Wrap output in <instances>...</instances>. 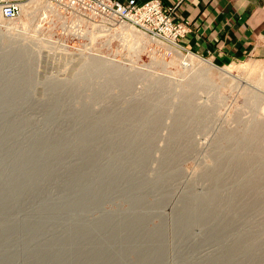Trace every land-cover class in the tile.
<instances>
[{
  "label": "rangeland",
  "instance_id": "rangeland-1",
  "mask_svg": "<svg viewBox=\"0 0 264 264\" xmlns=\"http://www.w3.org/2000/svg\"><path fill=\"white\" fill-rule=\"evenodd\" d=\"M24 4V13L15 19L0 13V91L11 87L17 90L8 93L11 96L5 100L0 98V175H6L0 179L5 178L0 181V194L6 195H0V264H264L261 238H257L254 250L250 247L242 251L247 234L260 231L259 225L264 221V135L253 133L264 129V57L219 60L192 51L182 43V37L176 47L153 27L150 31L113 15L67 11L57 5L50 7L45 0H26ZM166 9L173 17L172 8ZM21 46L27 52L19 61L15 49ZM182 55H195L197 59L184 65ZM94 61L120 70L94 71ZM83 100L90 102H85L89 107L80 111ZM183 105L191 106L190 112L185 111V119L179 116ZM139 109L147 116L140 122L134 117ZM155 118L161 122L153 131L148 123ZM176 119L182 120V131H188L176 135L178 139L173 134L180 124ZM94 124L100 132L92 131ZM37 136L50 139L47 143L52 142L51 149L59 151L62 147L64 153L52 150L55 157L58 155L55 160L49 155L50 147L49 152L45 149L50 144L46 143V147L40 146H44L45 151L40 152H45V158L40 153L42 157L39 154L36 162L31 161L26 151ZM86 137L93 142L88 143L87 150L70 148L71 142ZM147 137L153 140L147 142ZM61 141H66L62 144L65 148L59 144ZM91 151L95 156L88 162L86 154ZM141 152L149 154L148 159L133 158ZM124 153L130 154L124 158L126 161L116 159ZM234 153L245 155L246 171L240 179L235 171H228L220 186L226 198L203 215H194L195 208L200 210L212 195L214 185L203 175L216 165L215 156ZM165 154L180 157L169 163L162 161ZM13 160H18L16 166ZM111 160L114 163L109 166ZM34 163L37 170L46 163L42 167H46V172L30 173ZM97 163L101 164L95 166ZM106 168L113 175L123 172L118 188L104 183L107 174L111 176ZM6 172L13 174L10 177ZM18 174H23L24 179ZM7 175L16 187L10 186ZM27 175L31 178L28 182ZM32 176L41 182L36 184ZM92 177L97 179L91 180ZM243 177L244 194L236 197ZM250 179H256V183L248 182ZM97 180L98 186L101 182L103 187L111 185L112 189L103 190L101 185L100 189ZM134 181L145 183L144 191L129 187L135 186ZM87 183L93 186L90 188ZM254 185H259L258 193L252 188ZM7 187L11 189H4ZM80 194L89 199L81 195L82 200ZM232 199L238 202L235 213L228 207ZM254 202L261 204L251 208L250 203ZM136 214L145 217L140 221ZM134 218L141 223L136 225ZM79 230L81 237H77ZM5 231L8 233L4 236ZM259 233H255L257 237ZM35 234L37 240H33ZM100 255L105 259L101 260Z\"/></svg>",
  "mask_w": 264,
  "mask_h": 264
},
{
  "label": "bare ground",
  "instance_id": "bare-ground-1",
  "mask_svg": "<svg viewBox=\"0 0 264 264\" xmlns=\"http://www.w3.org/2000/svg\"><path fill=\"white\" fill-rule=\"evenodd\" d=\"M24 3H25V2L22 3V11H21V14H23V13H24V10L26 9V4H24ZM45 3H47L48 5H50V3H49L48 1H46V0H45ZM24 6H25V7H24ZM50 7H52V6L50 5ZM0 13H1V12H0ZM1 15H2V14H1ZM2 16H3V15H2ZM3 17H4V16H3ZM173 46L178 47V45H176V44H175V45L173 44ZM30 48H31V47H30ZM26 49H27V48H26ZM26 49H25L24 47H22V46H21L20 48H18V49H15V50H16L15 52H16V55H17V56H16V59H17V60L19 59V61H20L21 55H22V54H25V53L27 52ZM172 49H173V48H172ZM174 50H175L176 55H177V56H180V52H179L177 49H175V48H174ZM9 54H11V53H9ZM189 55H190V54H189ZM182 56H183V55H182ZM12 57H13V56H12ZM12 57H11L10 59H12ZM195 57H196L195 55H193V56H186V55H185V57L183 56V60H184V61H183V64H184V65H188L189 63H194V60L197 59V58H195ZM8 58H9V57H8ZM16 59H13V60H16ZM22 59H23V58H22ZM6 60H7V59H6ZM26 60H27V59H26ZM96 60H97V59H96ZM100 61H101V60H100ZM100 61H94V62H96V63L93 62L92 65H93V67H94V71H106V70H109V72H111L112 70H115V69H114V66H109L108 63H107V65H106V63H104V62H100ZM197 62H198V61H197ZM195 64H196V62H195ZM198 64H199V63H198ZM31 65H32V64H31ZM27 66H28V65H27ZM28 67H29V66H28ZM115 67H116V66H115ZM192 67H193V66H192ZM112 68H113V69H112ZM34 69H35V68H34ZM34 69H33V70H34ZM118 69L120 70L119 67H117V71H118ZM28 70L30 71V70H32V68L29 67ZM110 70H111V71H110ZM90 71H91V70H90ZM115 71H116V70H115ZM115 71H114V72H115ZM117 71H116V72H117ZM33 72H34V71H33ZM107 72H108V71H107ZM109 72H108V73H109ZM112 73H113V72H112ZM151 73H152V72H151ZM26 74H27V73H26ZM115 74H117V73H115ZM27 75H28V76H31V75H29V73H28ZM87 77H88V76H87ZM103 77H104V76H103ZM29 78H30V77H29ZM112 78H113V77H112ZM117 79H118V78H117ZM124 79H125V78H124ZM136 79H137V78H136ZM18 80H19V79H18ZM18 80H17V81H18ZM22 80H23V79H22ZM107 81H109V80L107 79ZM132 81H133V80H132ZM88 82H89V81H88ZM28 83H29V82H28ZM93 83H94V82H93ZM160 83H162V82H160ZM16 84H17V83H16ZM18 84H21V83H18ZM53 84H54V83H53ZM61 84H62V83H61ZM65 84H66V83H65ZM95 84H96V83H95ZM15 86H16V85H15ZM15 86H13V88H14ZM17 86H19V85H17ZM127 86H128V85H127ZM132 86H133V85H132ZM94 87H95V86H94ZM15 88H16V87H15ZM15 88L12 89V87H11V89H8V90H5V91L2 89L3 91H0V92L2 93V95H0V98H2L3 100L7 99L8 97L11 96V95H8V93L17 92V90H15ZM94 90H95V89H94ZM132 91H133V90H132ZM21 92H22V91H21ZM77 92H78V91H77ZM13 94H14V93H13ZM77 95H78V94H77ZM93 97H94V96H93ZM188 97H189V96H188ZM188 97H187V98H188ZM77 98H78V97H77ZM90 98H91V97H90ZM12 99H13V98H12ZM83 99H84V98H83ZM89 100H90V99H89ZM96 100H97V99H96ZM8 101H9V100H8ZM79 101H81V100L79 99ZM188 101L190 102L191 100L188 99V100H187V103H189ZM5 102H6V101H5ZM75 102H76V101H75ZM85 102H86V101H85ZM85 102H84V100H83V103H82L83 106H81V107L79 108L80 111H81V109H83V110L85 109V110H86V107H89V105H87V106L85 105ZM87 102H89V101H87ZM87 102H86V104H88ZM185 102H186V101H185ZM79 103H80V102H79ZM89 103H90V102H89ZM190 104H191V103H190ZM188 105H189V104H188ZM90 106H91V105H90ZM183 106H184V105H183ZM183 106H182L181 108H183ZM144 107H145V105H144ZM144 107H142V108H144ZM61 108H62V107H61ZM190 108H191V106H184L183 110L181 109V111H183L184 113L182 112L179 116L184 118V116H186V114H187L186 112H190V110H191ZM193 108H194V107H193ZM77 109H78V108H77ZM135 109H136V108H135ZM137 109H138V108H137ZM137 109H136V110H137ZM152 109H154V108H152ZM155 109H156V108H155ZM133 110H134V109H133ZM156 110H157V109H156ZM178 110H179V109H178ZM185 111H186V112H185ZM83 112H85V111H83ZM83 112H82V113H83ZM144 112H145V111H144ZM160 113H161V112H160ZM188 114H189V113H188ZM159 115H160V114H159ZM161 115H162V114H161ZM176 115H177V114H176ZM195 115H196V113H195ZM199 115H200V114H199ZM199 115H197L196 119L199 118ZM84 116H85V115H84ZM200 116H201V115H200ZM107 117H109V116H107ZM134 117H136L137 120H138V122H140V120H142V119L144 120L147 116H145V114H144L143 112H141L140 109H139V111L136 112V114H135ZM97 118H98V117H97ZM159 118H160V117H159ZM201 118H202V117H201ZM77 119H78V118H77ZM155 119H156V120L151 121V122L149 121V123H148V124L150 125V127H151V126L153 127V128H151V130L153 129V131H154V128H155L157 125H159L160 122H161V121H159V119H157V118H155ZM184 119H185V118H184ZM78 120H79V119H78ZM99 120H100V119H99ZM118 120H119V119H117V121H118ZM125 120H126V119H125ZM132 120H133V119H132ZM160 120H161V119H160ZM176 120H177V119H176ZM178 120H180V118H178ZM178 120H177V121H178ZM102 121H103V120H102ZM112 121H113V120H112ZM121 121H122V120H121ZM121 121H120V123H122ZM133 121H135V120H133ZM177 121H176V122H177ZM256 121H257V120H256ZM178 122H180V121H178ZM181 122H182V120H181ZM181 122H180L179 125H176V126H177V127H176V130H174L175 133L173 132V134H175V135H174L175 137H177L176 135L183 134V133H184V134H187V132H188V131H184V132L182 131V129H181V127H180V125L182 124ZM95 123H96V122H95ZM110 123H111V122H110ZM143 123H144V122H143ZM100 124H102V122H101ZM103 124H104V122H103ZM117 124H118V123H117ZM130 124H131V123H130ZM138 124H139V123H138ZM177 124H178V123H177ZM94 125H95V124H94ZM94 125H93V126H94ZM96 125L99 126V123H97ZM96 125H95V127H96ZM143 125H144V124H143ZM250 126H251V125H250ZM99 127H100V126H99ZM148 127H149V126H148ZM157 127H158V126H157ZM261 127H262V126H261ZM261 127H260V128H261ZM96 129L98 130V129H100V128H97V127H96V128L93 129L92 131L94 132V130H95V132H96V131H97ZM149 129H150V128H149ZM174 129H175V128H174ZM255 129H256V128H255ZM258 129H259V128H258ZM256 130H257V129H256ZM256 130H254L253 133H255V134H260V133H261V134H262V132H263V135H264V129H263V131H261V129H259L261 132L256 131ZM98 131H99V130H98ZM98 131H97V132H98ZM153 131H152V132H153ZM83 132H84V131H83ZM93 132H92V133H93ZM97 132H96V133H97ZM99 132H100V131H99ZM143 132H144V131H143ZM89 133H90V131H89ZM92 133H91V135H92ZM124 133H125V132H124ZM150 133H151V132H150ZM153 133H154V132H153ZM140 134H141V133H140ZM140 134H139V135H140ZM145 134H146V132H145ZM151 134H152V133H151ZM252 135H253V134H252ZM263 135H262V136H263ZM78 136H79V135H78ZM85 136H86V135H85ZM85 136H84V137H85ZM146 136H147V135H146ZM179 136H180V135H179ZM40 137H41V136H40ZM81 137H82V136H81ZM81 137H79V138H81ZM88 137H89V136H88ZM88 137H86V138H82L81 140L78 139V142H74V141H73V143H72V142L70 141V142H71V145L69 144V145H70V148H71V149H74L75 151H78V152H79V151H83V150L85 149V147H86V148L89 147V146H88V143H93V142H91L92 140H89ZM134 137H135V136H134ZM175 137H173V138H175ZM181 137H182V136H181ZM256 137H257V136H256ZM66 138H67V137H66ZM71 138H72V137H71ZM87 138H88V139H87ZM99 138H100V137H99ZM144 138H145V137H143V138H139V140L142 141V139H144ZM179 138H180V137H179ZM259 138H260V137H259ZM259 138H258V139H259ZM44 139H45L44 137H43V138H42V137L39 138V136L33 138L34 141L32 140L33 143L31 142L33 146H29V147H31V148H29V147L27 148V150L29 149V151H26V152L31 154V155H30V154H27L28 156H30V157L32 158V159H30L31 161H35V162H36L37 158L39 157V154L41 153L40 150L45 151V150H43V149H44V146H45L44 144H46L47 141H50V139H48L47 141H46L47 138H46L45 140H44ZM64 139H65V138L63 137V139H61V140H64ZM72 139H73V138H72ZM95 139H96V138H95ZM95 139H94V141H97V140H98V139H96V140H95ZM175 139H176V138H175ZM177 139H178V137H177ZM222 139H225V140L227 139V140H229L228 137H226V138L224 137V138H222ZM222 139H221V140H222ZM260 139H261V138H260ZM54 140H55V139H54ZM70 140H71V139H70ZM73 140H74V139H73ZM134 140H135V139H134ZM137 140H138V138H137ZM139 140L137 141L138 143H139ZM146 140H147V142H151V141L153 140V137H147ZM13 141H14V140H13ZM15 141H16V140H15ZM56 141H58V140H56ZM76 141H77V137H76ZM175 141H176V140H175ZM177 141H178V140H177ZM59 142H60V140H59ZM63 142H66V141H63ZM63 142L61 141V143H59V144L62 145ZM68 142H69V141H68ZM97 142H98V141H97ZM49 143H50V144H49ZM51 143H52V142H48L47 144H49V146H47V148H45V149H48V147H50ZM53 143H54V142H53ZM98 143H99V142H98ZM135 143H136V142H135ZM47 144H46V145H47ZM59 144H58V146H59V147H58V150H59V148H60V145H59ZM65 144H66V143H65ZM67 144H68V143H67ZM42 145H44V146L42 147L43 149H40V146H42ZM92 145H93V144H92ZM94 145L96 146V144H94ZM97 145H98V144H97ZM138 145H139V144H138ZM140 145H141V144H140ZM140 145H139V147H140L141 149L139 148V150H143L142 147H141ZM62 146L64 147V145H62ZM66 146H68V145H66ZM123 146H124V145H123ZM123 146H122V147H123ZM45 147H46V146H45ZM107 147H108V146H107ZM127 147H128V146H127ZM132 147H133V146H132ZM134 147H135V146H134ZM180 147H181V146H180ZM64 148H65V147H64ZM66 148H68V147H66ZM93 148H94V147H93ZM125 148H126V147H125ZM143 148H144V147H143ZM147 148H148V147H147ZM151 148H152V147H151ZM61 149H62V147L60 148V150H61ZM68 149H69V148H68ZM71 149H69V151H70ZM120 149H122V148H120ZM130 149H131V148H130ZM50 150H51V151H52V150L55 151L56 148L51 149V147H50ZM50 150L48 149V152H49ZM60 150H59V151H55V153H56V154H59L61 151H62V153H64V152H63L64 150H61V151H60ZM85 150H87V149H85ZM85 150H84V151H85ZM92 150H93V149H92ZM94 150H95V149H94ZM94 150H93V151H94ZM144 150H146V149L144 148ZM172 150H173V149H172ZM46 151H47V150H46ZM66 151L68 152V150H66ZM93 151H91V153H90L89 155H88V153L86 152V153H87V154H86V157H87V159H88V162L91 161V159H94L93 157L95 156V154L93 153ZM48 152H47V154H48ZM57 152H59V153H57ZM42 153H43V152H42ZM42 153H41V154H42ZM44 153H45V152H44ZM44 153H43V158H45V157H44V155H45ZM50 153H51V154H50ZM50 153H49V155H51L52 158L55 157L54 154H53V153H54L53 151L50 152ZM24 154L26 155V153H24ZM41 154H40V156H41ZM47 154H46V155H47ZM97 154H98V153H96V155H97ZM128 154H129V153H128ZM128 154H127V153H126V154H125V153H124V154H121V156H117L116 159H117V160H120V159H124V158H126V157H129L130 154H129V155H128ZM134 154H135V153H134ZM27 155H26V156H27ZM49 155H47L48 158H49ZM87 155H88V156H87ZM147 155H149V154L141 152V153L135 154V156H133V155H132V156H133V158H135L136 160H141V159H142V160H146V159H148V156H147ZM57 156H58V155H57ZM57 156H56V157H57ZM61 156H62V155H61ZM61 156H60V158H61ZM99 156H100V155H99ZM244 156H245V155H242L241 153H234V154H230V155H227V154H220V155H216V156H215V157H216V165L214 164L215 166H214L213 168L210 166L211 169H209L208 171L206 170L205 175H203V176H205L206 178H208V180L210 181V183H212V185H214V189H213V191H212V195H211V196L209 195L208 199L206 198L208 195L204 198V200L207 199V200H206V202H207L206 205L200 207V210H197V207H196L195 210H194V215H203V213L210 211L211 208H212V209H213V207L215 208V205H216V204L218 205L219 202L223 201V198H226V197H224L225 194H224L223 188H222V187L220 188L221 183L223 182V179H224V176L226 175V173H228V171H230V170L235 171L234 174L237 173V175H239V179L241 178V177H240V174H241V175L244 174L243 172L246 171V166H245V165H248V164H246V163L244 162V160H245V159H244ZM22 157H23V156H22ZM41 157H42V156H41ZM41 157H40V158H41ZM56 157H55V158H56ZM179 157H180V155H178V154H167V155L165 154V156H163V158H162V159H163L162 161H165V160H166L167 162L170 163L171 161H174V160L179 159ZM215 157H214V158H215ZM18 158H21V157H18ZM24 158H25V157H23V159H24ZM35 158H36V159H35ZM43 158H41V159H43ZM48 158H47V161H49ZM52 158L50 157V160H51ZM55 158H54V159H55ZM15 159H17V156L15 157ZM23 159L21 160V163H20V161H19V164H22V162H23L24 160H26L27 158H25L24 160H23ZM85 159H86V158H85ZM98 159H99V158H98ZM126 159H127V158H126ZM27 160H28V159H27ZM27 160H26V161H27ZM55 160H57V158H56ZM59 160H60V159H59ZM113 160H114V162H115V157L113 158ZM124 160H125V159H124ZM251 160H252V159H251ZM38 161H39V159H38ZM41 161H42V160H41ZM43 161L46 162V160H43ZM83 161H84V160H83ZM86 161H87V160H86ZM104 161H105V160H104ZM125 161H126V160H125ZM125 161H124V163H125ZM13 162H14V160H13ZM13 162H12V163H13ZM16 162H17V164H18V160H17ZM16 162H14V165H13V166H16V165H15ZM28 162H29V160H28ZM54 162H55V161H54ZM56 162H57V161H56ZM56 162H55V163H56ZM99 162H100V161H99ZM114 162L111 160V161L109 162V163H110L109 166H110V165H113L112 163H114ZM167 162H166V163H167ZM246 162H247V161H246ZM249 162H250L251 166H252V162H253V164H254V160H252V161L249 160ZM24 163H26V162H24ZM24 163H23V164H24ZM37 163H38V162H37ZM39 163H40V162H39ZM52 163H53V162H52ZM92 163H93V162H92ZM121 163H123V162L121 161ZM161 163H162V162H161ZM32 164H33V162H32ZM32 164L30 165V168H31V166H32V167H33V166H36V165H35L36 163H34V165H32ZM89 164H90V163H89ZM99 164H101V163H99ZM99 164L97 163L96 165H95V164H94V165H95V166H98ZM102 164H103V163H102ZM125 164H127V163H125ZM26 165H27V164H26ZM26 165H25V166H26ZM39 165H40V164H39ZM45 165H47V164L45 163L44 166H45ZM105 165H106V164H105ZM163 165H164V164H163ZM17 166H19V165H17ZM41 166L44 167L43 165H41ZM19 167H21V165H20ZM27 167H28L27 169H29V166H28V165H27ZM36 167H38V165H37ZM39 167H40V166H39ZM42 167L38 168L39 170H37V169H35V168L33 167L31 170H29V172L32 173V174H37V173L39 174V173H41L43 170H45V172H46V169H45L46 167H45L43 170H42ZM48 167H49V166H48ZM99 167H102V166H99ZM105 167H106V166H105ZM247 167H248V166H247ZM94 168H95V167H94ZM249 168H250V167H249ZM251 168H252V167H251ZM5 169L7 170V168H5ZM22 169H23V165H22ZM22 169H21V170H22ZM91 169H93V166H92ZM100 169H101V168H100ZM102 169H103L102 171L104 172V167H103ZM106 169H107V168H106ZM126 169H127V168H126ZM25 170H26V169H25ZM263 170H264V169H263ZM2 171H4V170H2ZM18 171H19V172H23V173L27 172V171L24 172V170H23V171L18 170ZM100 171H101V170H100ZM113 171H114V170H113ZM127 171H128V170H127ZM261 171H262V170H261ZM261 171H260V172H261ZM15 172H16V171H15ZM86 172H87V171H86ZM92 172H93V171H92ZM95 172H96V171H95ZM97 172H99V171H97ZM2 173H3V172H2ZM7 173L9 174V172H6V174H7ZM81 173H82V172H81ZM107 173H111V172H108V169H107ZM263 173H264V171H263ZM4 174H5V172H4ZM4 174H1L0 177H1V176H2V177H3V176L5 177L6 175H4ZM10 174H11V172H10ZM10 174H9V176L11 177L13 173H12L11 175H10ZM25 174H26V173H25ZM27 174H29V173H27ZM56 174H57V173H56ZM85 174H86V173H85ZM90 174H91V172H90ZM93 174H94V173H93ZM98 174H100V173H98ZM104 174L106 175V173H104ZM260 174H261V173H260ZM19 175H20V176H19ZM95 175H96V174H95ZM123 175H124L123 172H119V171H118V173H117V171H116L114 175L111 173V176H109V175L107 174V176L105 177L106 179L103 178V179L106 180V182H104V183L109 182L110 184H112V187H114V189H115V187L118 185L119 179H120L121 177H123ZM127 175H128V173H127ZM161 175H162V174H161ZM263 175H264V174H263ZM18 176H19V177L22 176V179H24V177H23L24 175H23V174H18ZM25 176H26V175H25ZM28 176H29V175H27V177H28ZM37 176H38V175H37ZM81 176H82V175H80V177H81ZM96 176H98V175H96ZM96 176H95V177H96ZM103 176H104V175H103ZM108 176L111 177V178H108ZM113 176H114V177H113ZM137 176H138V175H137ZM260 176L262 177V175H260ZM2 177H1L0 179H2ZM10 177H8V175H7V178H10ZM27 177H26L25 179H26V181H27V180L29 181L31 178H29V177L27 178ZM30 177H31V176H30ZM32 177H33V176H32ZM57 177H58V176H57ZM98 177H100V176H98ZM115 177H116V178H115ZM119 177H120V178H119ZM172 177H176V176H174V174H173ZM261 177H260V178H261ZM33 178H35V180H36V177H33ZM33 178H32V179H33ZM75 178H77V177H75ZM100 178H101V177H100ZM100 178H98V179H100ZM113 178H114V179H113ZM123 178H124V177H123ZM123 178H122V179H123ZM170 178H171V177H170ZM258 178H259V176H258ZM17 179H18V178H17ZM96 179H97V178L94 179V177H92L91 180H96ZM167 179H168V178H167ZM167 179H166V180H167ZM204 179H205V178H204ZM244 179H246V178L243 177L242 180H241V184H242V185L239 186V189H238V191L236 192V197H237L238 195H240V194H244V189H245V187H246V184H245L246 180H244ZM4 180H5V178H4ZM4 180H3V181L0 180V181H1V182H4ZM12 180H13V179H12ZM35 180H32L31 182L33 183V181H35ZM40 180H41V179H40ZM40 180H36V181H35L36 184H37V181H38V182H41ZM73 180H74V179H73ZM75 180H76V179H75ZM75 180H74V181H75ZM79 180H80V179L78 178V181H79ZM208 180H207V181H208ZM28 181H27V182H28ZM71 181H72V180H71ZM78 181H77V182H78ZM98 181H99V180H97V182L94 181V182L97 183V186H98ZM100 181H101V180H100ZM103 181H104V180H103ZM1 182H0V185H1ZM7 182H8V181H7ZM10 182H11V178H10ZM31 182H30V183H31ZM77 182H76V183H77ZM79 182H80V181H79ZM144 182L146 183V182H148V180H147V181L145 180ZM248 182H250V183H251V182H255V183H256V179H255V180H254V179H253V180L250 179ZM258 182H259V181H258ZM5 183H6V181H5ZM11 183H12V184H11ZM11 183H7L6 185L8 186L9 184H11L10 186L12 187L14 181H12ZM32 183H31V184H32ZM72 183H73V182H72ZM145 183H142V182L137 183V181H136V182L134 181V182H132V184L135 185L136 187H135V186H129V187H134V188H136V189H137V188H140L141 190H143L142 188L144 187V185H146ZM14 184H15V183H14ZM18 184H19V183H17V185H18ZM28 184H29V183H28ZM34 184H35V183H34ZM78 184H79V183H78ZM78 184H77V185H78ZM87 184H88V183H87ZM91 184H92V181H91ZM91 184H90V185L88 184V185L90 186V188L93 186V185H91ZM93 184H94V183H93ZM99 184L101 185V182H100ZM107 184H108V183H107ZM120 184H121V183H119V185H120ZM73 185H76V184H73ZM73 185H71V187H74ZM100 185H99V186H100ZM121 185H123V184H121ZM3 186H4V185H2V187H3ZM21 186H22V185H21ZM36 186H37V185H36ZM79 186H80V185H79ZM99 186H98V187H99ZM101 186H102V185H101ZM110 186H111V185H110ZM110 186L105 184V187L102 186V189L104 188L103 190H108L109 188H111ZM13 187H16V186L13 185ZM18 187H19V186H18ZM29 187H30V186H29ZM87 187H88V186H87ZM94 187H96L95 184H94ZM98 187H96V190L99 189V188L101 189V187H99V188H98ZM20 188H21V187H20ZM79 188H80V187H79ZM84 188H85V187H84ZM88 188H89V187H88ZM116 188H118V187H116ZM121 188H122V187H121ZM252 188L255 189V191L257 192L258 189H259L260 187H259V185H258V186H257V185H256V186L254 185V186H252ZM4 189H11V188H10V187H7V188H4ZM17 189H19V188H17ZM76 189H77V187H76ZM92 189H93V188H92ZM111 189H112V188H111ZM249 189H251V188H249ZM14 190H16V189H14ZM20 190H21V189H20ZM90 190H91V189H90ZM96 190H94V191H96ZM6 191H7V190H6ZM6 191H5V193H6ZM12 191H13V190H12ZM97 191H99V190H97ZM110 191H111V190H110ZM121 191H122V190H121ZM143 191H144V190H143ZM0 192H2V191H0ZM73 192H74V190H73ZM99 192H102V191H99ZM99 192H98V194H100ZM107 192H109V191H107ZM113 192H114V191H113ZM3 193H4V192H3ZM10 193H12V192H10ZM13 193H14V191H13ZM74 193H75V192H74ZM76 193H78V192H76ZM76 193H75V194H76ZM110 193H111V192H110ZM257 193H258V192H257ZM7 194L9 195V193H7ZM96 194H97V193H96ZM209 194H210V193H209ZM259 194H260V193H259ZM0 195H1V194H0ZM2 195H5V194H2ZM2 195H1V196H2ZM10 195H11V194H10ZM18 195H19V194H18ZM69 195H70V194H69ZM72 195H73V194H72ZM81 195H83V194H80V196H81ZM85 195H87V194H85ZM187 195H188V194H187ZM234 195H235V193H234ZM234 195H233V196H234ZM5 196H6V195H5ZM75 196H76V195H75ZM77 196H78V195H77ZM80 196H78V198H79ZM83 196H84V195H83ZM97 196L99 197V196H102V195H97ZM97 196H95V197H97ZM202 196H203V195H202ZM255 196H256V195H255ZM2 197H3V196H2ZM9 197H10V196H9ZM85 197L87 198V196H84V198H85ZM98 197H97L96 199H98ZM108 197H109V196H108ZM191 197H192V195H191ZM196 197H197V196H196ZM259 197H260V196H259ZM78 198H75V199H78ZM80 198H83V197L81 196ZM84 198H83L82 200H84ZM86 198H85V200L89 199V198H87V199H86ZM101 198H102V197H101ZM101 198L99 197V199H101ZM202 198H203V197H202ZM227 198H231V197H228V196H227ZM262 198H263V197H262ZM7 199H8V198H7ZM68 199H69V198H68ZM71 199L73 200L74 198H71ZM71 199H70V200H71ZM90 199H91V198H90ZM92 199H93V198H92ZM92 199H91V201H92ZM96 199L94 198V200H96ZM183 199L185 200V198H183ZM187 199H188V198H187ZM190 199H191V198L189 197V200H190ZM70 200H69V202H70ZM107 200H108V199H107ZM192 200H193V197H192ZM236 200H238V199H236ZM67 201H68V200H67ZM77 201H78V200H77ZM77 201H76V204H77V203L79 204V202H77ZM79 201H80V200H79ZM164 201H165V200H164ZM190 201H191V200H190ZM193 201H195V200H193ZM259 201H260V200H259ZM71 202H74V201H71ZM85 202H87V201H85ZM88 202H89V201H88ZM134 202H135V201H134ZM136 202H137V204H138L140 201H136ZM195 202H196V201H195ZM74 203H75V202H74ZM93 203H94V202H93ZM93 203H92V204H93ZM189 203H191V202H189ZM236 203H238V202H236ZM236 203H235L234 199H232V200H230V203H229L230 206L227 205V206L229 207V210L232 211V212H234V213H235V210L237 209V204H236ZM66 204H67V203H66ZM66 204H65V205H66ZM78 204H77V205H78ZM191 204H192V203H191ZM193 204H194V203H193ZM244 204H247V203H244ZM244 204H243V205H244ZM259 204H261V203H260V202L250 203V207H251V208H255V207H257ZM135 205H136V204H135ZM140 205H141V203H140ZM157 205H158V204H157ZM188 205H189V204H188ZM217 205H216V207H217ZM66 206H68V205H66ZM71 206H72V205H71ZM145 206H146V205H145ZM164 206H165V205H164ZM185 206H186V204H185ZM189 206H191V205H189ZM196 206H197V205H196ZM238 206H239V205H238ZM248 206H249V204H248ZM62 207H65V206H62ZM118 207H119V206H118ZM191 207H192V206H191ZM240 207H243V206H240ZM244 207H245V206H244ZM244 207H243V208H244ZM58 208H59V207H58ZM67 208H68V207H67ZM67 208H64V209H67ZM73 208H74V207H73ZM73 208L71 207L70 210L72 211ZM75 208H76V205H75ZM140 208H141V207H140ZM62 209H63V208H62ZM191 209H192V208H191ZM191 209L189 210L190 212L192 211ZM44 210H45V209H44ZM75 210H76V209H74V211H75ZM79 210H81V209H79ZM62 211H64V210H62ZM67 211H69V210L67 209ZM67 211L65 210V212H67ZM189 211H187V213H188ZM236 211H237V210H236ZM192 213H193V212H192ZM226 213H228V212H226ZM188 214H189V213H188ZM136 215H137V214H136ZM204 215H205V214H204ZM224 215H225V213L223 214V216H224ZM227 215H228V214H226V217H227ZM181 216H184V215L182 214ZM223 216H221V217H223ZM137 217H138V215H137ZM142 217L144 218L145 216H142ZM142 217H141V218H142ZM178 217H179V216H178ZM186 217H188V216H186ZM224 217H225V216H224ZM141 218L138 217L137 219L140 220ZM179 218H180V217H179ZM188 218H189V217H188ZM188 218H187V219H188ZM187 219H186V220H187ZM192 219H193V218H192ZM175 220H176V219H175ZM182 220H184V219H182ZM135 221H136V220H135V218H134V222H135ZM137 221H138V220H137ZM137 221H136V222H137ZM140 221H141V220H140ZM143 221H144V219H143ZM178 221H181V220L179 219ZM189 221H190V220L188 219L187 222H189ZM134 222H133V223H134ZM184 222H185V221H184ZM139 223H141V222H137V224L134 223L133 225L135 226V224L138 225ZM79 224H80V223H79ZM79 224H78V225H79ZM27 225H28V224H27ZM78 225H77V227H78ZM87 225H88V224H87ZM75 226H76V225H75ZM84 226H85V225H84ZM259 226H260V231H259V230H256V231L254 230V232L251 231L252 233L250 232L249 234H247V237H246L247 240H244V241H245L244 244H243V247H244V248L242 249V251H245L247 248H250V247H252V248H250V249L254 250V249H253V245H255V244L257 243V241H258L257 238H261V240H259V241H264V221H263V223H261ZM86 227H87V226H86ZM88 227H90V226H88ZM88 227H87V228H88ZM129 227H130V224H129ZM188 227H189V226H188ZM81 228H82V227H81ZM131 228H132V225H131ZM229 228H230V227H229ZM255 228H256V227H255ZM255 228H254V229H255ZM83 229H84V228H83ZM127 229H128V228H127ZM129 229H130V228H129ZM174 229H175V228H174ZM248 229H249V228H248ZM23 230H24V229H23ZM25 230H26V229H25ZM130 230H132V229H130ZM228 230H229V229H228ZM79 231H80V230H79ZM82 231H83V230H82ZM96 231H97V230H96ZM98 231H99V230H98ZM133 231H134V230H133ZM152 231H153V230H152ZM181 231H182V230H181ZM257 231H258V232H257ZM23 232H26V231H23ZM94 232H95V231H94ZM149 232H150V231H149ZM259 232H260V233H259ZM6 233H8V232H6V231H5V233L3 232L4 236L6 235ZM28 233H29V232H28ZM145 233H146V232H145ZM255 233H256V234L259 233V235H258L259 237H257ZM3 234H1V235H3ZM7 235H8V234H7ZM35 235H36V234H35ZM67 235H68V234H67ZM69 235H70V234H69ZM29 236H31V235H29ZM148 236H149V235H148ZM0 237H1V236H0ZM27 237H28V236H27ZM31 237H32V236H31ZM77 237H81V231H80V233H79V236H77ZM77 237H76V238H77ZM74 238H75V237H74ZM74 238H73V239H74ZM123 238H124V237H123ZM146 238H147V237H146ZM2 239H3V237H2ZM37 239H38V236L36 235V236L34 237L33 240H37ZM73 239H72V240H73ZM77 239H78V238H77ZM80 239H81V238H80ZM240 239H241V238H240ZM4 240H5V239H4ZM65 240H66V239H65ZM67 240H68V238H67ZM78 240H79V239H78ZM29 241H30V240H28V242H29ZM31 241H32V239H31ZM73 241H74V240H73ZM75 241H76V239H75ZM1 242H2V240L0 241V243H1ZM76 242H77V241H76ZM80 242H81V241H80ZM80 242H79V243H80ZM105 242H106V241H105ZM113 242H114V241H113ZM166 242H167V240H166ZM74 243H75V242H74ZM168 243H169V242H168ZM28 244H30V242H29ZM39 244H40V243H39ZM117 244H118V243H117ZM258 244H259V243H258ZM42 245H43V244H42ZM75 245H77V244H75ZM37 246H38V245H36L35 247H37ZM28 247H29V246H28ZM39 247H41V246H39ZM44 247H45V244H44ZM60 247H61V246H60ZM260 247H261V246H260ZM26 248H27V247H26ZM26 248H25V249H26ZM41 248H42V247H41ZM236 248H237V247H236ZM254 248H255V247H254ZM258 248H259V247H258ZM35 249H36V248H35ZM38 249H40V248H38ZM38 249H36V251H37ZM99 249H100V248H99ZM259 249H261V248H259ZM74 250H75V249H74ZM161 250H163V249H161ZM150 251H151V250H150ZM250 251H251V250H250ZM262 251H263V248H262ZM89 252H90V251H89ZM105 252H106V251H105ZM146 252H148V251H146ZM160 252H162V251H160ZM33 253H35V252H33ZM38 253H39V252H38ZM113 253H114V252H113ZM151 253H152V252H151ZM162 253H163V252H162ZM155 254L157 255V251H156ZM243 254H244V253H243ZM57 255H58V254H57ZM106 255H107V254H106ZM108 255H109V254H108ZM141 255H142V254H141ZM146 255H147V254H146ZM158 255H160V254H158ZM6 256H7V257H6L7 259H8V257H10L9 255H6ZM60 256H61V255H60ZM103 256H105V255L103 254ZM103 256H102V257H103ZM147 256H149V254H148ZM150 256H151V255H150ZM231 256H232V255H231ZM100 257H101V255H100ZM102 257H101V260H104L105 258L103 259ZM114 257H115V256H114ZM263 257H264V255L261 257V258H262L261 260H263ZM252 258H253V257H252ZM255 258H256V257H255ZM57 259H58V258H57ZM99 259H100V258H99ZM3 260L5 261L6 259L4 258ZM8 260H10V259H8ZM8 260H7V261H8ZM59 260H60V258H59ZM253 260H254V258H253ZM105 261H106V260H105ZM254 261H256V260H254ZM42 262H43V261H42ZM6 263H8V262H6ZM237 264H238V263H237Z\"/></svg>",
  "mask_w": 264,
  "mask_h": 264
},
{
  "label": "crops",
  "instance_id": "crops-1",
  "mask_svg": "<svg viewBox=\"0 0 264 264\" xmlns=\"http://www.w3.org/2000/svg\"><path fill=\"white\" fill-rule=\"evenodd\" d=\"M162 1L175 20L188 23L181 41L192 51L228 61L264 57V0Z\"/></svg>",
  "mask_w": 264,
  "mask_h": 264
},
{
  "label": "built area",
  "instance_id": "built-area-1",
  "mask_svg": "<svg viewBox=\"0 0 264 264\" xmlns=\"http://www.w3.org/2000/svg\"><path fill=\"white\" fill-rule=\"evenodd\" d=\"M50 5L64 7L67 11H75L95 16H116L122 21L133 22L151 31L150 27L158 31V35H165L173 44L188 31L187 23L175 21L171 12L164 7L162 0H148L140 3L138 0H46ZM26 0H0V12L8 19H15L21 15L22 3Z\"/></svg>",
  "mask_w": 264,
  "mask_h": 264
}]
</instances>
